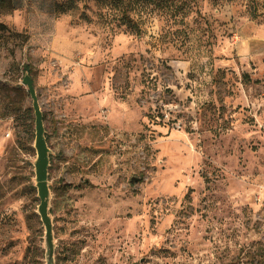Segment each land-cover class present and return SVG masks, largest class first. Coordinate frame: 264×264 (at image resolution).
I'll use <instances>...</instances> for the list:
<instances>
[{"label": "rangeland", "instance_id": "rangeland-1", "mask_svg": "<svg viewBox=\"0 0 264 264\" xmlns=\"http://www.w3.org/2000/svg\"><path fill=\"white\" fill-rule=\"evenodd\" d=\"M10 2L0 264H264V0Z\"/></svg>", "mask_w": 264, "mask_h": 264}, {"label": "water", "instance_id": "water-1", "mask_svg": "<svg viewBox=\"0 0 264 264\" xmlns=\"http://www.w3.org/2000/svg\"><path fill=\"white\" fill-rule=\"evenodd\" d=\"M23 84L28 87L30 95L34 101L33 108L36 116V139L34 148L37 153V160L35 163V181L37 195L40 199V205L38 208L41 220L46 228V243L49 250L50 256H52L53 251V238H52V226L51 220L49 218V199H50V189L48 185V170H49V149L45 139V131L43 126V117L40 112L33 80L30 76H26L23 80ZM136 179H132L131 183L134 184Z\"/></svg>", "mask_w": 264, "mask_h": 264}, {"label": "trees", "instance_id": "trees-1", "mask_svg": "<svg viewBox=\"0 0 264 264\" xmlns=\"http://www.w3.org/2000/svg\"><path fill=\"white\" fill-rule=\"evenodd\" d=\"M11 5L10 0H0V9L8 7ZM258 5L255 4V6L253 7V13L255 16H257V11H258ZM4 26L0 25V29L3 28ZM27 72H29V69H27Z\"/></svg>", "mask_w": 264, "mask_h": 264}]
</instances>
